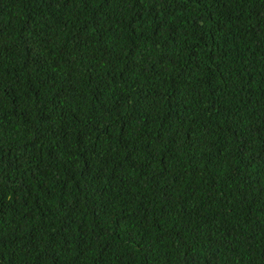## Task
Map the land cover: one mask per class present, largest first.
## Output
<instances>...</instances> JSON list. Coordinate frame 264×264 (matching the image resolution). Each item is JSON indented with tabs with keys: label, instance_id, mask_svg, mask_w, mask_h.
Here are the masks:
<instances>
[{
	"label": "trees",
	"instance_id": "obj_1",
	"mask_svg": "<svg viewBox=\"0 0 264 264\" xmlns=\"http://www.w3.org/2000/svg\"><path fill=\"white\" fill-rule=\"evenodd\" d=\"M0 264H264V0H0Z\"/></svg>",
	"mask_w": 264,
	"mask_h": 264
}]
</instances>
